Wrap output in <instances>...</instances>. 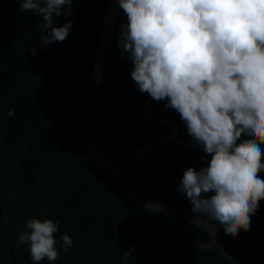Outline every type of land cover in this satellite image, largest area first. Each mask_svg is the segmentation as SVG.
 Instances as JSON below:
<instances>
[{"label": "trees", "instance_id": "16d2710c", "mask_svg": "<svg viewBox=\"0 0 264 264\" xmlns=\"http://www.w3.org/2000/svg\"><path fill=\"white\" fill-rule=\"evenodd\" d=\"M110 0H73L71 15L53 16L54 27L73 21L63 42L41 47L43 18L20 13L22 0H0V264H121L134 244L154 237L208 242L201 227L144 208L126 199L121 187L93 164L80 140L84 95L95 61L102 17ZM94 14L87 13L83 9ZM61 11H65L62 8ZM128 18L123 9L111 36L94 111L93 134L100 152L122 165L151 141L170 135L191 142L180 114L135 86L133 65L122 57L118 38ZM35 47V56L29 49ZM10 109L14 115L9 116ZM165 120V121H162ZM242 133L241 140L248 139ZM241 141H237L239 144ZM264 153V145H261ZM210 154L167 141L144 152L124 173L145 197L192 211L177 192L189 167L209 166ZM261 163H264L262 155ZM264 179V172L258 174ZM216 225L224 246L240 264H264V200L250 217V231L235 238ZM59 221L55 261H33L29 244L17 246L30 231L26 221ZM73 238L65 250L62 235ZM126 264H233L217 248L149 243L135 249Z\"/></svg>", "mask_w": 264, "mask_h": 264}, {"label": "clouds", "instance_id": "9594fccd", "mask_svg": "<svg viewBox=\"0 0 264 264\" xmlns=\"http://www.w3.org/2000/svg\"><path fill=\"white\" fill-rule=\"evenodd\" d=\"M128 23L118 38L131 61L136 88L166 100L185 123L191 142L211 155L209 166L184 172L177 192L192 212L217 221L225 235L250 231V217L264 200V0H119ZM73 0H22L20 13L43 18L41 47L63 42ZM65 8V11H61ZM36 55L35 47L29 49ZM9 116L14 115L10 109ZM242 133L248 139L241 140ZM237 141H241L239 144ZM17 246L28 243L33 261H55L59 221H26ZM63 248L73 244L67 234ZM233 264H237L233 260Z\"/></svg>", "mask_w": 264, "mask_h": 264}, {"label": "water", "instance_id": "95a60500", "mask_svg": "<svg viewBox=\"0 0 264 264\" xmlns=\"http://www.w3.org/2000/svg\"><path fill=\"white\" fill-rule=\"evenodd\" d=\"M79 8L83 9L89 14L93 13L87 11L83 7L79 6ZM122 8L120 7L119 0H110L109 4L104 12L102 17H96L98 21L101 22V29L98 40V47L96 52L95 61L92 67V73L86 88V92L84 95L83 106L81 110V114L79 116L80 119V140L82 146L88 156V159L95 164L102 172H104L107 176L113 179L125 192L126 199H132L137 204L143 206L146 209L162 213L164 215L173 216L176 218L183 219L192 224H195L205 231H207L210 235V240L208 242H197L190 241L187 239H180L176 237H154L151 239L140 241L133 246H131L124 254L123 260L121 264H126L129 256L132 252L145 244L149 243H175L178 245H182L184 247H191L196 249H213L217 248L226 258H228L232 263L233 260L240 264L239 261L227 250L222 241V235L216 225L212 224L207 219L193 213L192 211L180 209L176 207H171L167 205H163L157 203L155 201L150 200L149 198L143 196L124 176V173L129 170L137 159L150 148L162 144L167 141H175L179 145L188 147H202L200 145H188L181 140H179L176 136L177 126L174 122L170 123L174 126L173 132L168 135L158 139L151 141L146 144L142 148H140L126 163L122 165H116L110 162L99 150L93 134L94 127V111L95 105L97 101L98 92L102 82L104 81V70L106 66V62L108 59V54L111 50V36L113 33V29L116 23V20L119 16ZM165 121V120H162Z\"/></svg>", "mask_w": 264, "mask_h": 264}]
</instances>
